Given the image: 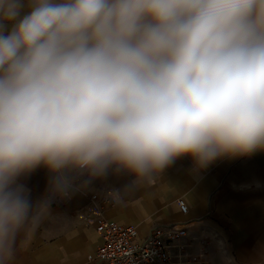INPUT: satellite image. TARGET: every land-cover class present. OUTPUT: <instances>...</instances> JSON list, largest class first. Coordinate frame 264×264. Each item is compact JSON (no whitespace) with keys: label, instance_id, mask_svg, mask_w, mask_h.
<instances>
[{"label":"clouds","instance_id":"obj_1","mask_svg":"<svg viewBox=\"0 0 264 264\" xmlns=\"http://www.w3.org/2000/svg\"><path fill=\"white\" fill-rule=\"evenodd\" d=\"M256 152L264 0H0V264L96 181L131 177L110 187L120 204L179 157L199 170ZM217 258L237 264L223 242Z\"/></svg>","mask_w":264,"mask_h":264},{"label":"crops","instance_id":"obj_2","mask_svg":"<svg viewBox=\"0 0 264 264\" xmlns=\"http://www.w3.org/2000/svg\"><path fill=\"white\" fill-rule=\"evenodd\" d=\"M130 179L110 176L96 181L94 192L55 205L37 238L18 251L15 264H87V255L101 243L92 230L99 215L134 225L140 239L157 226H185L190 241L208 243L214 264H219L221 242L237 264H247L254 250L264 246V152L219 158L199 170L190 158L179 157L159 179L115 203L108 195L110 187L120 188ZM27 183L33 200L39 199L46 189L45 170L37 169ZM93 194L110 200V208L92 203ZM178 200L186 204V213L180 210Z\"/></svg>","mask_w":264,"mask_h":264},{"label":"built area","instance_id":"obj_3","mask_svg":"<svg viewBox=\"0 0 264 264\" xmlns=\"http://www.w3.org/2000/svg\"><path fill=\"white\" fill-rule=\"evenodd\" d=\"M91 202L109 209L111 201L91 195ZM177 205L183 213V200ZM92 230L101 238L97 249L87 255V264H214L209 256L208 243L192 242L185 226H157L140 239L134 225L121 224L102 215ZM198 247V252L191 248Z\"/></svg>","mask_w":264,"mask_h":264}]
</instances>
